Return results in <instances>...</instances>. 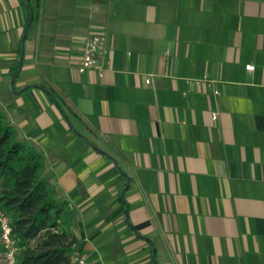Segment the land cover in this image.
Returning a JSON list of instances; mask_svg holds the SVG:
<instances>
[{
  "label": "crops",
  "instance_id": "1",
  "mask_svg": "<svg viewBox=\"0 0 264 264\" xmlns=\"http://www.w3.org/2000/svg\"><path fill=\"white\" fill-rule=\"evenodd\" d=\"M95 34L102 76L78 71ZM0 106L76 255L264 264V0H0Z\"/></svg>",
  "mask_w": 264,
  "mask_h": 264
},
{
  "label": "trees",
  "instance_id": "2",
  "mask_svg": "<svg viewBox=\"0 0 264 264\" xmlns=\"http://www.w3.org/2000/svg\"><path fill=\"white\" fill-rule=\"evenodd\" d=\"M50 95L58 102L55 94ZM44 172V154L20 138L0 110V207L11 218L20 262L75 264L78 239L68 216L70 204L58 199ZM2 250L0 241V264Z\"/></svg>",
  "mask_w": 264,
  "mask_h": 264
},
{
  "label": "built area",
  "instance_id": "3",
  "mask_svg": "<svg viewBox=\"0 0 264 264\" xmlns=\"http://www.w3.org/2000/svg\"><path fill=\"white\" fill-rule=\"evenodd\" d=\"M108 53L107 48V38L103 34L92 35L85 43V51L82 57L81 63L78 66V71L80 73H85L93 69H100V75L102 76L105 69L99 67L100 58ZM246 69L248 71H253L255 67L253 65H247ZM150 79L146 80L149 84ZM203 82H207L204 80ZM215 95H219L218 91L214 92ZM218 112L212 113V120L216 121L218 119ZM11 218L5 213V211L0 207V241L2 244V254L1 262L2 264H21L19 254L20 248L18 246L17 240L13 236V231L11 227ZM75 264H92L88 262L83 255L74 256Z\"/></svg>",
  "mask_w": 264,
  "mask_h": 264
},
{
  "label": "water",
  "instance_id": "4",
  "mask_svg": "<svg viewBox=\"0 0 264 264\" xmlns=\"http://www.w3.org/2000/svg\"><path fill=\"white\" fill-rule=\"evenodd\" d=\"M32 19H33V12L31 11V21H32ZM30 24H31V22H30V23L28 24V26L26 27V29H25V33H24V36H23V40H22V55H21V62H20V69H19V70H21V69L23 68L24 45H25V39H26L27 33H28V31H29ZM14 80H15V78H13V79L11 80V82H10V88H11V90H12L13 92H15L14 89H13ZM44 90H45L47 93L51 94L48 90H46V89H44ZM55 104H56L58 107H60L57 101H55ZM61 112H63V111L61 110Z\"/></svg>",
  "mask_w": 264,
  "mask_h": 264
},
{
  "label": "rangeland",
  "instance_id": "5",
  "mask_svg": "<svg viewBox=\"0 0 264 264\" xmlns=\"http://www.w3.org/2000/svg\"><path fill=\"white\" fill-rule=\"evenodd\" d=\"M32 4H33V7L35 6V0H31ZM12 92V90H10ZM0 109H1V106H0Z\"/></svg>",
  "mask_w": 264,
  "mask_h": 264
}]
</instances>
